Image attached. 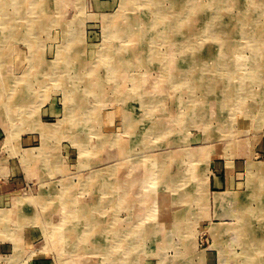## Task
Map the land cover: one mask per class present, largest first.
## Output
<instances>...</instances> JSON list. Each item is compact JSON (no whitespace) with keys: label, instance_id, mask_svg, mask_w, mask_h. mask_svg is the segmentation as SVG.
I'll use <instances>...</instances> for the list:
<instances>
[{"label":"rangeland","instance_id":"obj_1","mask_svg":"<svg viewBox=\"0 0 264 264\" xmlns=\"http://www.w3.org/2000/svg\"><path fill=\"white\" fill-rule=\"evenodd\" d=\"M32 1L0 9V264H264V5Z\"/></svg>","mask_w":264,"mask_h":264},{"label":"bare ground","instance_id":"obj_2","mask_svg":"<svg viewBox=\"0 0 264 264\" xmlns=\"http://www.w3.org/2000/svg\"><path fill=\"white\" fill-rule=\"evenodd\" d=\"M29 0H25V4H27V2H28ZM141 1L142 0H126V4H132V3H141ZM156 1V0H155ZM154 1V2H155ZM35 2H37V9L36 10H33V14H35V13H39V11L41 10V8H43L44 10L46 9V7H45V0H33L32 1V4L33 3H35ZM198 2V1H197ZM196 2V3H197ZM59 3V2H58ZM143 3H145V1H143L142 2V5H144ZM150 3H152V0H151V2H149V4ZM156 3V2H155ZM47 4V3H46ZM199 4H201V3H197V5H196V7H198L199 6ZM253 4H256V6H255V8H256V10L257 11H259L260 10V8L264 5V1H261V0H258V1H254V2H252L251 3V5H253ZM10 5H14V2H13V0H0V9L1 10H8V7L10 6ZM18 5H20V3H18ZM48 5V4H47ZM55 7V6H54ZM157 7V6H156ZM160 7V6H159ZM171 7H175V8H179L180 10H181V8H188V7H193V6H188L187 5V3H186V1L185 2H183V1H181V2H175L174 3V6H171ZM195 7V6H194ZM48 8V7H47ZM127 8V7H126ZM148 9V8H147ZM161 9V8H160ZM0 10V11H1ZM58 10V9H57ZM40 12H42V10L40 11ZM44 12V11H43ZM42 12V13H43ZM42 13L40 14L41 16H43L42 15ZM179 13V12H178ZM6 15L8 14V13H5ZM165 13H161L160 14V16H163ZM196 14H198V13H196ZM213 15V14H212ZM171 16L173 17V15L171 14ZM180 16V15H179ZM7 17V16H6ZM176 18V17H175ZM182 18V17H181ZM195 18V17H194ZM152 19V18H151ZM170 20H172V19H170ZM15 21V20H14ZM143 21V20H142ZM162 21V20H161ZM177 21V20H176ZM209 21V20H208ZM13 22V21H12ZM39 22L41 23V24H43L44 25V23L46 22L45 20H44V18L42 17V19L41 20H37V21H33L32 22V26L30 27L29 26V24H27L28 26H29V28H33L32 30H28V34L29 33H31V34H35V32H38L37 30H38V28L40 27L38 24H39ZM146 22V21H145ZM144 22V23H145ZM220 22V21H219ZM15 23L16 22H13V25L12 26H8V27H6L4 30V34H6V36L9 34H11V35H13V33H15L16 34V32H18L17 30H15V31H13L12 29L14 28V26H15ZM64 23V22H63ZM184 23H188V24H190V22L188 21V22H184L182 19H181V25L183 26V24ZM8 24V23H7ZM6 24V25H7ZM162 24V23H161ZM170 24V23H169ZM222 24V23H221ZM174 25V24H173ZM225 25V24H224ZM62 26V25H61ZM210 28L212 29H209V31H211V32H214L215 30L213 29L214 28V26L212 25V24H210ZM170 28L171 27H173V26H169ZM16 28V27H15ZM60 28H62V27H60ZM169 28V29H170ZM175 28H178V27H175ZM193 29H195V28H191L190 29V31H185V30H183V32H184V36H185V40H186V42L188 43V40H190V38L191 37H188V34H194L193 33ZM153 30V29H152ZM156 30V29H155ZM261 30V29H260ZM158 31V30H157ZM203 31V30H202ZM219 31H224V30H219ZM234 31V30H233ZM155 32V31H154ZM172 32H173V30H172ZM204 32L205 33H207V31H203V32H201L200 31V33H198V34H204ZM236 32H237V30L235 31V33L234 34H236ZM66 33H67V35H66ZM181 33V32H180ZM229 33H231L232 34V32L230 31ZM250 33H252V32H250ZM20 34V33H19ZM159 35V34H158ZM248 35H250V34H248ZM247 35V36H248ZM254 35V34H253ZM19 35H13L12 36V38L13 39H15L16 37H18ZM28 36V35H27ZM235 37H236V35H234ZM251 36V35H250ZM249 36V37H250ZM142 37V36H141ZM177 37V36H176ZM259 37V36H258ZM62 38V37H61ZM65 38H66V43H65V45H62V46H64V47H62V50L60 51L61 53H59L58 54V59L57 60H59V56L61 55V57H66V60L65 61H69V60H67V59H71L70 61H73L74 62V60H72V58H74V57H77L79 54H78V51H77V47L75 48V47H73L71 44L74 42V41H76V39L73 41V35H72V33H71V31H70V28H68L67 27V29L65 30ZM183 38V37H182ZM213 38V40L215 39V37H212ZM252 38V37H251ZM255 38V37H254ZM123 39V38H122ZM164 39V38H163ZM175 39V38H174ZM210 39V38H209ZM219 39V38H218ZM230 39V38H229ZM232 39V38H231ZM152 40V39H151ZM220 40L222 41L223 39L222 38H220ZM259 40H260V38H259ZM191 41V40H190ZM215 41V40H214ZM213 41V42H214ZM253 41V40H252ZM262 41V40H261ZM118 42V41H117ZM130 42V41H129ZM171 42V41H170ZM175 42V41H174ZM223 42V41H222ZM262 42H264V41H262ZM125 43V42H124ZM208 43H209V41H208ZM225 43V42H224ZM224 43H220V45L218 44V46L219 47H226V45L224 44ZM4 44V43H3ZM77 44V43H76ZM227 44V43H226ZM255 44V43H254ZM253 44V45H254ZM68 46H72L73 48H71V50L70 51H68V49H69V47ZM74 46H76V45H74ZM125 46H127V45H125ZM173 46V45H172ZM197 46V47H196ZM257 46V45H256ZM150 47V46H149ZM176 47V46H175ZM174 47V48H175ZM189 47H190V45H189ZM195 47L196 48H198V43L197 44H195ZM213 47H215L214 45H213ZM258 47H260V48H263L259 43H258ZM257 47V48H258ZM128 48V47H127ZM209 48L211 49V45L209 44ZM229 48V47H228ZM2 49V48H1ZM0 49V50H1ZM76 49V50H75ZM86 49V48H85ZM141 49V48H140ZM151 49V48H150ZM161 49V48H160ZM222 49V48H221ZM232 49V48H231ZM58 50H59V48H58ZM81 50H83V49H81ZM87 50V49H86ZM173 50V49H172ZM195 50V49H194ZM199 50H200V48H199ZM215 50H218V52L215 54V53H213L212 52V54H211V56H214V55H218L219 56V54H223V56H224V54L225 53H227V52H224L223 50L221 51V50H219V48L218 49H215ZM263 50H264V48H263ZM71 51H73L72 53H71ZM75 51H76V53H75ZM146 51V50H145ZM144 51V52H145ZM160 51V50H159ZM197 51V50H196ZM59 52V51H58ZM113 52V51H112ZM194 52V51H193ZM75 53V54H74ZM126 53V52H125ZM147 53H148V51H147ZM152 53V52H151ZM64 54H66V56H64ZM78 54V55H77ZM82 54V53H81ZM123 54V53H122ZM56 55V54H55ZM100 55V54H99ZM107 55V54H106ZM155 55V54H154ZM197 57H198V55H200L199 54V52L197 53V54H195ZM207 55V54H206ZM97 56V55H96ZM143 56V55H142ZM148 56V55H147ZM146 56V57H147ZM144 57V56H143ZM97 58H99V57H97ZM151 58V57H150ZM74 59H76V58H74ZM199 59H201V58H199ZM147 60V59H146ZM222 60H225V59H222ZM56 61V60H55ZM78 61V60H77ZM156 61V60H155ZM127 62V61H126ZM158 62V61H157ZM27 63V62H26ZM44 63V62H43ZM57 63V62H56ZM67 63H69V62H67ZM128 63V62H127ZM227 63H231V61L230 62H227ZM52 64V63H51ZM55 64V63H54ZM73 64V63H72ZM97 64V63H96ZM28 65V64H27ZM30 65V64H29ZM29 65H28V67H29ZM131 65V64H130ZM232 65V64H231ZM43 66V65H42ZM56 66V65H55ZM140 66V65H139ZM227 66H228V64H227ZM25 67V66H24ZM32 67V66H31ZM50 67V66H49ZM73 67V66H72ZM95 67V66H94ZM54 68V67H53ZM177 68V67H176ZM32 69V68H31ZM41 69V68H40ZM23 70V69H22ZM39 70V69H38ZM49 70V69H48ZM47 70V71H48ZM95 70V69H94ZM41 71V70H40ZM200 71V70H199ZM234 71V70H233ZM183 72V71H182ZM26 73V72H25ZM68 73V72H67ZM28 75H29V72H28ZM75 75H77V74H75ZM255 75V74H254ZM30 76V75H29ZM38 76V75H37ZM66 76V75H65ZM72 76V75H71ZM80 76V75H79ZM21 77H22V75H21ZM43 77V76H42ZM75 77H77V76H75ZM261 77V76H260ZM40 78V77H39ZM64 78V77H63ZM68 78V77H67ZM81 78V77H80ZM82 78H83V76H82ZM254 78V77H253ZM255 78H257V77H255ZM79 79V78H78ZM84 79V78H83ZM205 79V78H204ZM247 79V78H246ZM245 79V80H246ZM2 80V79H1ZM30 80V79H29ZM68 80V79H67ZM96 80V79H95ZM211 80V79H210ZM244 80V81H245ZM250 80V79H249ZM24 81V80H23ZM27 81V80H26ZM72 81V80H71ZM136 81H138L137 79H136ZM154 81V80H153ZM153 81H151V82H153ZM216 81V80H215ZM252 81V80H251ZM63 82H64V80H63ZM65 82H66V80H65ZM68 82V81H67ZM103 82V81H102ZM204 82V81H203ZM242 82V81H241ZM256 82V81H255ZM28 83V82H27ZM138 83V82H137ZM147 83V82H146ZM65 84V83H64ZM103 84H105V82H103ZM211 84V83H210ZM4 85V84H3ZM76 85V84H75ZM78 85V84H77ZM81 85V84H80ZM204 85V84H203ZM243 85V84H242ZM5 86V85H4ZM3 86V87H4ZM82 86V85H81ZM87 86V85H86ZM77 87V86H76ZM214 87V86H213ZM212 87V88H213ZM237 87V86H236ZM67 88H68V86H67ZM81 88V87H80ZM82 88H84V87H82ZM4 89V88H3ZM25 89H27V88H25ZM24 89V90H25ZM66 89V88H65ZM67 90V89H66ZM6 90H4V92H5ZM32 91V90H31ZM62 91V90H61ZM83 91H85V90H82V92ZM91 92V91H90ZM78 94H79V92H78ZM12 95V94H11ZM10 95V96H11ZM90 95V94H89ZM22 96V95H21ZM24 96V95H23ZM81 93L79 94V98H81ZM17 99V98H16ZM82 100H83V97H82ZM75 102V101H74ZM19 105V104H18ZM84 110V109H83ZM76 119H77V117H76ZM104 119V118H103ZM128 120V119H127ZM82 123V122H81ZM70 125V124H69ZM85 125V124H84ZM259 126V125H258ZM257 126V127H258ZM78 127V126H77ZM80 129H81V127H80ZM79 138V137H78ZM80 139V138H79ZM82 139V138H81ZM97 146V145H96ZM98 147V146H97ZM89 148H90V146H89ZM169 157V156H168ZM171 157H173V156H171ZM250 168V167H249ZM161 172V171H160ZM164 172V171H163ZM162 173V172H161ZM163 174V173H162ZM161 175V174H160ZM160 177V176H159ZM158 177V178H159ZM164 177V176H163ZM160 179H161V177H160ZM256 180V179H255ZM229 194V193H228ZM234 194H235V192H234ZM65 196V195H64ZM231 196H232V194H231ZM247 196H248V194H247ZM218 198H217V200L219 201V202H224L223 200L226 198V195L225 194H222V195H220V196H217ZM228 197V196H227ZM242 198V197H241ZM244 198H246V197H244ZM59 200V199H58ZM65 200V199H64ZM234 200V199H233ZM238 200H239V198H238ZM73 202H74V199L72 200ZM65 208L67 209V210H64V211H66V213L67 214H69V220H70V222L72 223V224H75V225H77L78 227H80V221L78 222L77 220V218L75 219V217H79V216H81L82 218L84 217V212H82L81 211V209H78V205H82V204H76L75 202V204L78 206H76V205H71L70 206V208H69V201L68 200H65ZM78 203V202H77ZM246 203L247 202H245V205H246ZM244 204V203H243ZM248 204V203H247ZM220 205V204H219ZM245 205H244V207H245ZM249 205V204H248ZM237 207V206H236ZM242 207H243V205H242ZM80 208V207H79ZM238 210V209H237ZM246 211V210H245ZM254 211V210H253ZM4 212V211H3ZM2 213V212H1ZM236 213H240V211H235V214ZM241 213H243V212H241ZM263 213V212H262ZM4 214V213H3ZM85 214H86V212H85ZM257 214V213H256ZM7 215V214H6ZM66 215V214H65ZM263 216V215H262ZM262 216H261V218H262ZM1 217V216H0ZM5 218V217H4ZM248 218H250V217H244L243 219H242V221L241 222H243V224L245 225V226H247V231L246 232H250V235L253 237V234L251 233L252 232V226H253V222H251V219L248 221L247 219ZM67 220V219H66ZM0 221H2L1 219H0ZM34 221V220H33ZM65 221V220H64ZM64 223V222H63ZM62 224V223H61ZM179 225V224H178ZM64 226V225H63ZM246 228V227H245ZM245 228H243V229H245ZM81 227H80V231H79V233H78V237L80 238V236H85V232L83 231V232H81ZM150 229V228H149ZM148 230V229H147ZM241 230V229H240ZM78 231V230H77ZM256 233V232H255ZM144 234V233H143ZM142 234V235H143ZM142 235H141V237H142ZM145 236V235H144ZM87 237H88V234H87ZM250 239H252L250 236H248ZM145 238V237H144ZM257 241L259 240V238H258V235H255V237H254ZM233 240H235V239H233ZM239 241V240H238ZM255 241V240H254ZM252 241H250V243H251ZM262 242H264V241H262ZM260 242H258V244H259ZM262 244V243H261ZM253 245V243L250 245V246H252ZM258 247V246H257ZM261 247V246H260ZM260 247H258V248H260ZM74 248H75V246H74ZM74 248H73V250H74ZM252 249V248H251ZM261 250H262V248H260ZM255 250V249H254ZM250 251V250H249ZM250 253V252H249ZM248 253V254H249ZM256 253V252H255ZM252 254V253H251ZM250 254V255H251ZM253 255H255V254H253ZM247 258V257H246ZM252 258H253V256H252ZM258 258V257H257ZM256 260V259H255ZM244 261V260H243ZM257 261H258V259H257ZM256 261V262H257ZM260 261V260H259ZM244 262H246V261H244ZM252 262H254V261H252Z\"/></svg>","mask_w":264,"mask_h":264},{"label":"crops","instance_id":"obj_3","mask_svg":"<svg viewBox=\"0 0 264 264\" xmlns=\"http://www.w3.org/2000/svg\"><path fill=\"white\" fill-rule=\"evenodd\" d=\"M228 183H230V177H229V180H228ZM238 183L240 184V181H238ZM239 186V185H238ZM240 187V186H239ZM241 196H243V195H241ZM243 197H245V195L243 196ZM240 199H241V197H240ZM243 199V198H242ZM249 208V206L246 204L245 205V207L243 206L242 207V205H241V210H240V213L241 212H249L250 210H247ZM246 210V211H245ZM234 211H236V210H234ZM231 212V211H230Z\"/></svg>","mask_w":264,"mask_h":264}]
</instances>
